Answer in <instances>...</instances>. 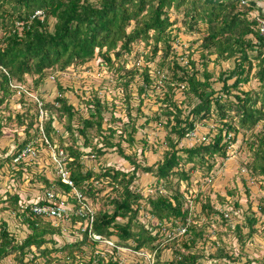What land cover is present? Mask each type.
<instances>
[{"label": "trees", "instance_id": "obj_1", "mask_svg": "<svg viewBox=\"0 0 264 264\" xmlns=\"http://www.w3.org/2000/svg\"><path fill=\"white\" fill-rule=\"evenodd\" d=\"M172 9L177 13L184 12V33L200 34L205 26L204 35L200 39L199 60L192 57L190 52L186 55L174 48L179 34L178 31L173 32L178 18L171 17ZM255 9L252 1L246 0H0V89L3 91L0 104L9 95L12 82L23 83L25 74H37L38 85L43 82L48 71H63L72 65L94 64L97 61L106 68L125 72L121 76L130 74L124 83L125 95L129 100V83L137 73L141 74L147 87L154 83L150 62L159 55L158 70H166L167 86L162 99L165 104L162 112L170 131L166 137L168 149L162 161L156 164L141 163L136 159L139 156L136 150L132 155L126 152L122 143L138 147L136 134L140 130L130 115L121 131L108 121L109 126L104 127L108 105L101 100L97 90L87 95L89 97L80 96L89 114L87 117L79 115L81 125L77 129L72 121L79 109L67 97L66 88L60 82L57 84L59 95L55 98L58 107L51 103L45 104L51 112L60 111L61 116L65 115L68 119L66 126L72 143L61 149L65 153L66 168L74 187L88 200L92 198L93 202L100 192L94 180L106 181L116 193L114 196L108 195L109 198L96 208L94 230L124 247L134 250L147 248L155 260L154 264H202V255L195 251V247L199 242H206V239L203 240V228L193 220H190L187 230L182 234L183 247L187 251L177 248L172 252L171 258L161 260L162 251L168 242L164 238V231L186 226L188 216L193 214L179 184L175 185L171 180L178 177L180 182L190 177L188 169H180L183 158L181 153L185 154L186 162L195 164L192 169L199 163L201 168L206 167L211 171L216 156L228 157V149L236 141L239 130H251L253 140L250 146L253 155L248 166L253 174L264 176V128L254 131L258 123L264 121V36L260 32L259 20L262 17L250 15ZM37 10H42L43 14L35 15ZM51 19H54L52 26ZM142 42L151 47V54L146 55L147 61L142 67L135 64L127 68L124 62L119 64L122 58L126 60L131 56L136 44ZM256 49L258 53L254 56L257 61L255 64L249 52ZM212 56L215 57L212 59ZM179 58L186 60L184 62ZM232 58L235 61L234 67L220 71L217 79L222 87L216 90L212 84L214 71L209 63L212 62L214 70L219 61ZM255 67L257 71L254 77L260 82L259 89H242V85L250 82ZM146 86H140L141 93L146 91ZM177 89L186 94L190 103L195 100L186 115H183V109L174 98ZM22 95L25 93L22 92ZM213 111L221 126L211 141L179 146L188 131L194 130L196 120L212 116ZM113 119L112 116L111 120ZM53 120L52 112L45 124V132L50 138L52 133L57 132L52 126ZM235 120L237 123H234ZM32 126L33 120L29 123V128ZM92 128L95 130L94 135L90 133ZM76 130L83 137V146L77 143ZM231 132L235 133L234 136L225 140ZM171 134L175 136L172 137ZM116 135L119 137L117 141L114 140ZM94 137H101L100 146L92 143ZM142 144L141 156L150 147L147 139H143ZM85 147H89V150ZM21 148L13 155H17ZM108 148H115L118 155L128 160L132 171L116 168L114 165L101 164L99 170L85 166L84 156L93 152V158L97 159L105 155ZM19 164L23 167V162ZM25 168L29 166L26 165ZM20 170L22 172L21 168ZM139 171L152 174L156 178V184L163 182L168 192L144 197L142 189L138 190L136 184ZM44 181L47 192L51 183L46 178ZM56 183L65 192L71 193L73 186L64 183L60 175ZM171 188L173 191L169 193ZM71 196L73 197L72 194ZM143 200L150 206L148 212L152 219L147 222L141 220L139 223L137 219ZM45 202L46 194L44 198L29 203L21 200L20 193L6 192L0 195V212H16L28 226L27 233L18 237L9 230L8 221L0 217V262L14 254L15 264H36L40 256L46 259L45 264H79L81 260L90 264L94 259H98L96 264H120L114 250L100 249L104 254L95 255L96 243L89 244L87 232L80 235L79 229L76 231L77 235L71 229L73 233H69V240L65 239L62 244L57 245L55 235H62L63 229L55 227L50 220L35 215L30 210L31 205ZM73 202L77 203L75 197ZM237 204L236 202L235 205ZM203 209L213 210L210 201L203 205ZM213 213L218 214L222 221L228 222V215L224 211ZM70 216L74 224L77 219L84 220V217L75 213ZM119 217L126 218V221H118ZM247 221L251 230H254L253 224L257 217H247ZM234 229L239 235L242 232L240 224L235 225ZM48 243L52 245L48 246ZM220 243L215 245L218 247L214 253L208 252L209 257L215 262L223 258L230 260L232 257L225 252L223 246H219L223 244ZM86 245L91 246L88 255L84 253Z\"/></svg>", "mask_w": 264, "mask_h": 264}, {"label": "rangeland", "instance_id": "obj_2", "mask_svg": "<svg viewBox=\"0 0 264 264\" xmlns=\"http://www.w3.org/2000/svg\"><path fill=\"white\" fill-rule=\"evenodd\" d=\"M258 5H260V2ZM261 8L262 12H264V6H261ZM170 14L172 18H178L173 32L176 33L178 31L179 37H177L174 43V48L179 53L182 52L186 55H189L190 52L192 57L199 60L200 39L201 36L204 35L205 26H203L200 34L197 32L195 34H191V32L184 33L186 30V24L183 20L184 12L181 11L177 13L172 9ZM250 15L252 17H264L263 15L261 16V14L259 15L255 10L251 12ZM53 23L54 19H51V26ZM194 40L197 41L195 42ZM257 50L258 49L249 52L255 64L257 61L254 59V56L257 55ZM132 51L131 56L129 55L126 60L122 58L119 64L124 62L127 68L135 64L142 67L147 61L146 55L151 54V47L146 46L142 42L139 45L136 44ZM125 57H127V55H125ZM214 57L215 56H212V59ZM179 59L181 61L184 60V62L186 60L182 58ZM158 61L159 55L150 62L151 74L153 75L154 81L152 85L147 87L140 73H137L134 78H132L129 83V100L125 95L124 83L129 79L130 74L128 76H121L124 75L125 72H118L114 68L109 69L108 67L101 66L98 61L94 64L72 65L63 71H48V75L43 79V82L38 85L36 83L38 79L37 74H25V81L23 83L13 81L12 86L10 85L9 95H7L0 104V195L2 196L6 192L11 194L20 193L21 200L25 203L42 199L45 197L47 190L46 182L44 181L46 178L51 183L49 189L59 193L60 202H64V204L74 203L70 193L65 192L63 188L56 183L59 171L52 159L54 150L44 142L43 130L45 129L47 119L53 112L54 120L52 126L57 132L55 134L52 133L51 138L46 135L49 141L56 149H61L72 143L69 132H67V117L65 115L61 116L60 111L55 110V112H51L50 108L45 107L46 103H51L54 104L55 107H58L59 104L55 102V98L59 95L57 88L59 82L66 88L67 97L74 106L79 109L78 115H76L72 121L75 129L81 125L80 116L87 117L89 114L87 106L80 96L89 97L87 95H91L93 90H97L101 100L108 105V110L105 112V128L109 126L107 124L108 121L110 125L121 131L125 123H128L129 115L134 119L135 124L139 126L140 130L136 134L138 147H131L127 142H123L122 144L126 152L132 155L136 150L137 153H139L136 159L141 163L156 164L162 161L164 153L168 149L166 137L170 131V126H167L165 122L166 116L162 112L165 108L162 99L165 97L167 88L165 82L166 73L164 72L166 70H158ZM234 62L233 58L221 60L214 66V70L212 62L209 63L211 70L214 71L212 84L216 90H220L222 87V83L217 79L220 71L233 68ZM256 71L257 67L252 71L250 82L242 85V89H259L260 82L254 77ZM14 85H21L24 87L26 90L25 95H22V93L19 92L20 88H15ZM141 85L147 87L146 91L143 93L139 90ZM233 91L235 92V89H233ZM2 95L3 91L0 89V97ZM174 98L177 104L180 105V108L183 109V115H186L195 103V100L190 103L186 94L180 89L176 90ZM112 116L114 117L113 120H111ZM217 118L216 112L213 111L212 116L196 120L195 128L192 130V138L184 137L180 141L179 146H192L201 142L208 143L211 141L218 131V128L221 126ZM31 120H33V126L29 128ZM234 123H237V120H235ZM141 125H143L142 128L140 127ZM236 126L238 125L236 124ZM262 128H264V121L258 123L254 131H259ZM94 131V128L90 129V133H93V135L95 133ZM76 133L78 137L77 143L83 146V137L79 135L77 130ZM252 133L251 130L240 129L236 136V141L232 143L228 149V157L222 158L216 156L214 158L215 165L211 171H208L206 167L201 168L199 163L192 169L191 167L195 164L193 162H186L184 160L185 154L180 152L183 156L180 161V169H188L190 171V177L182 179L180 182L178 177L171 178V180L175 185L179 184L180 191L185 194L188 201L187 205L193 213L191 214L192 217L189 215L187 219L193 220L199 227L203 228V240L206 239V242H199L195 247V251L202 255L200 258L202 264H264V176L253 174L248 166L253 155L250 146V142L253 140ZM234 134V132L229 133L225 140L234 136ZM171 136L174 137L175 134H171ZM118 138V135H116L114 140L117 141L119 140ZM98 139L100 141H98ZM143 139H147V144L150 145V147H148L146 153H143L141 156L140 150L143 147ZM28 142H33L34 145L38 146V155L33 158L30 157L15 161L16 155L14 156L13 154L19 147H23V145ZM92 143L100 146L102 143L101 137H94ZM85 148L89 150V147ZM91 154H93V152L89 153V155ZM89 155L83 157L85 166L88 168L99 170L100 165L104 164L114 165L116 168L129 170L130 172L133 169L128 160L118 155L115 148H108V152L97 159ZM20 162H23V167L19 164ZM26 165L29 166V168H25ZM137 174L136 184L139 188L138 190L142 189L144 197L149 195L154 196L158 193L166 194L168 192L163 186V182L156 184V178L152 174L141 173V171ZM94 181L96 187L100 189V192L96 195L94 202L92 198L89 197V200L92 201V203H89L96 211V208L100 207L101 203L109 198L108 195L114 196L116 193L113 192L112 187L110 184H107L106 181ZM172 191L173 188L170 189L169 193H172ZM101 198L103 200H101ZM222 198H224V200ZM208 201H210V205L213 208L211 211L203 209V205ZM236 202L238 203L237 206L235 205ZM141 203L143 206H141L137 220L138 222L141 220L147 222L149 219H152L148 212L150 206L145 200ZM187 205L185 207H187ZM109 208L112 209L111 206ZM214 211H224L226 216L228 215V222L222 221L218 214L213 213ZM253 216L257 217V221L253 224L254 230H251L247 217ZM0 217L8 221L9 230L18 237H22L27 233V224L22 221V217L16 215V212L5 210L0 212ZM48 220L52 223H60L58 227L63 229L64 233H62V235H55V238L58 240L57 245L62 244L65 239L69 240V233L72 232L70 231L71 229H74L75 233L78 229L73 226L74 223H72V218L63 221H55L54 219ZM118 221H126V218L119 217ZM226 223H229L231 226ZM237 224L241 225L242 232L240 235L238 231L234 229V226ZM164 232V238H167L166 242H168L166 248L162 251L161 260L167 261L166 259L171 258L172 252L177 248H182L187 251V249L183 247V235L180 234V229L176 228L172 231L166 230ZM48 237L51 236L48 235ZM91 242L92 241L89 240L88 243L90 244ZM218 242L223 243H220L221 245L219 246H223L222 248L225 249V252L232 257L230 260L223 258L215 262L209 257L208 252L214 253L218 247L215 245ZM51 245V243H48V246ZM101 245L104 251L112 250L106 247L110 245L104 241L101 242ZM85 249L84 253L87 255L90 254L91 246L86 245ZM132 250L134 251V249ZM141 250L145 252V256L150 254L147 248H142ZM115 254L118 256L120 264H135L139 261L148 264L149 262L148 259H143L145 257L143 254L139 257L134 253L132 254V251L125 250V248H122L121 251L116 250ZM13 255L14 254H11L9 257L2 260L0 264H15ZM36 261V264H45L46 259L40 256Z\"/></svg>", "mask_w": 264, "mask_h": 264}, {"label": "built area", "instance_id": "obj_3", "mask_svg": "<svg viewBox=\"0 0 264 264\" xmlns=\"http://www.w3.org/2000/svg\"><path fill=\"white\" fill-rule=\"evenodd\" d=\"M245 2V0H244ZM43 11L37 10L35 12V15H42ZM260 22V32L264 36V18L259 20ZM15 88H20L19 92H24L26 93V90L24 87L21 85H14ZM44 131V138H45V143L51 148H53L54 152L52 153V159L53 162L56 166V168L59 171V175L61 179L63 180L64 183H67L71 186H73V189L70 193L72 194L73 197H75L77 203L73 204H64V202H60L59 199V193L55 192L54 190H48L46 192V199L47 202L45 203H35L31 205L30 210L33 212L35 215L45 217V219H54L55 221H63L65 219H70V215L72 213L78 214L81 217H84V220L77 219L76 223L74 226L80 230V235L83 234V232H87L89 239L96 243V248L94 249V254L99 255V254H104L102 252L103 246L101 245V242L108 243L110 246H106L108 248H111L112 250L116 251H121L122 248H125V250H130L132 251V254L134 253L135 255L141 257L140 255L145 252H143L141 249L140 250H132L128 247H122L120 246L114 239L107 238L99 233H97L94 228H93V222L96 217V211L95 209L91 206V202L86 198V196L76 187H74V183L71 180L69 176V172L67 171L66 168V161H65V153L62 149H56V147H53L52 143L49 141L48 137L45 134V129ZM186 137L192 138V131L188 132ZM44 145V144H42ZM39 148L38 146L34 145L33 142H28L24 147H22L16 157L15 161L21 160V159H27L30 157H36L38 155ZM92 158L95 157V155L91 154L90 155ZM63 199V198H62ZM90 202V203H89ZM188 203V202H187ZM75 209V210H74ZM190 220L187 219L186 226L180 228V234H183L187 230V226L189 225ZM60 223L54 222L53 225L59 226ZM131 253V252H130ZM143 259H148V264H154L155 260L152 257V254L146 255ZM98 259H94L90 264H96ZM135 260V259H133ZM138 260V259H136ZM136 262L135 264H145L144 262L140 263ZM87 261H79V264H86Z\"/></svg>", "mask_w": 264, "mask_h": 264}, {"label": "crops", "instance_id": "obj_4", "mask_svg": "<svg viewBox=\"0 0 264 264\" xmlns=\"http://www.w3.org/2000/svg\"><path fill=\"white\" fill-rule=\"evenodd\" d=\"M246 1H252L253 5H255L256 7L255 11L258 12L259 15L261 14V16L262 15L264 16V12H262V8H261V6H264V0H246ZM259 2L261 6L258 5Z\"/></svg>", "mask_w": 264, "mask_h": 264}]
</instances>
